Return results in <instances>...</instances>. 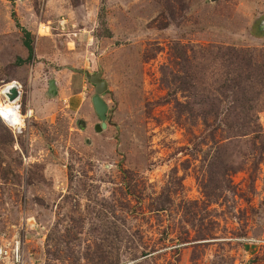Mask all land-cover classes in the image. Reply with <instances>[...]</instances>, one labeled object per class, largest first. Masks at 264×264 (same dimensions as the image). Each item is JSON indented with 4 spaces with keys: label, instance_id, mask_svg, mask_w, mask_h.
Here are the masks:
<instances>
[{
    "label": "rangeland",
    "instance_id": "1",
    "mask_svg": "<svg viewBox=\"0 0 264 264\" xmlns=\"http://www.w3.org/2000/svg\"><path fill=\"white\" fill-rule=\"evenodd\" d=\"M79 70L109 83L102 131ZM12 82L10 254L21 240L25 264H264V0H0V91Z\"/></svg>",
    "mask_w": 264,
    "mask_h": 264
},
{
    "label": "water",
    "instance_id": "2",
    "mask_svg": "<svg viewBox=\"0 0 264 264\" xmlns=\"http://www.w3.org/2000/svg\"><path fill=\"white\" fill-rule=\"evenodd\" d=\"M81 73H84L88 80L96 86V93L93 96V104L95 107V111L100 117L102 124L97 126L98 131H102L108 126V111L109 105L104 98L105 92L108 90L109 83L102 76V71L99 72H90L88 70H79ZM49 93L53 96L58 94V85L56 79H51L49 85ZM9 99L11 101H15L20 98L21 92L18 87H14L9 92Z\"/></svg>",
    "mask_w": 264,
    "mask_h": 264
},
{
    "label": "bare ground",
    "instance_id": "3",
    "mask_svg": "<svg viewBox=\"0 0 264 264\" xmlns=\"http://www.w3.org/2000/svg\"><path fill=\"white\" fill-rule=\"evenodd\" d=\"M18 86L19 84L16 82L9 83L1 89L0 93L5 98L6 102L5 108L2 111L4 115V120L6 121L5 116H7L9 118L7 122L11 126L22 129L24 126V116L21 112V107L19 105L20 98L15 101H11L8 96L11 89ZM31 114L32 111L30 110L28 116H30Z\"/></svg>",
    "mask_w": 264,
    "mask_h": 264
},
{
    "label": "built area",
    "instance_id": "4",
    "mask_svg": "<svg viewBox=\"0 0 264 264\" xmlns=\"http://www.w3.org/2000/svg\"><path fill=\"white\" fill-rule=\"evenodd\" d=\"M18 89L21 92L20 86H18ZM15 242L16 243L12 248V251L14 252V254H10L6 245L4 243H0V263L6 262L4 260L6 258H13L12 259V261L14 262L13 264H25V260H24L23 252H22L21 240H15Z\"/></svg>",
    "mask_w": 264,
    "mask_h": 264
},
{
    "label": "trees",
    "instance_id": "5",
    "mask_svg": "<svg viewBox=\"0 0 264 264\" xmlns=\"http://www.w3.org/2000/svg\"><path fill=\"white\" fill-rule=\"evenodd\" d=\"M31 33L30 32H27V34H26V37H29L28 39H26V41H25V44H26V46L28 47V49H29V51H30V54H31V58H33V55H34V52H35V49H34V45L32 44V40H31ZM0 119H1V116H0ZM219 157V156H218ZM217 157V158H218ZM219 159H221V160H223L222 158H219ZM218 161V163L216 164V166L217 165H223V164H225L223 161ZM217 161V160H216Z\"/></svg>",
    "mask_w": 264,
    "mask_h": 264
},
{
    "label": "crops",
    "instance_id": "6",
    "mask_svg": "<svg viewBox=\"0 0 264 264\" xmlns=\"http://www.w3.org/2000/svg\"><path fill=\"white\" fill-rule=\"evenodd\" d=\"M57 85H58V83H57ZM58 88H59V87H58ZM74 97H76V96H74ZM72 99H73V98H72ZM72 99H71V100H72ZM80 99H81V98H80ZM74 100H75V99H73V101H74Z\"/></svg>",
    "mask_w": 264,
    "mask_h": 264
}]
</instances>
